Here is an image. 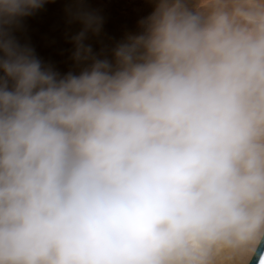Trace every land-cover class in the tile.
Returning <instances> with one entry per match:
<instances>
[{"label":"clouds","instance_id":"9594fccd","mask_svg":"<svg viewBox=\"0 0 264 264\" xmlns=\"http://www.w3.org/2000/svg\"><path fill=\"white\" fill-rule=\"evenodd\" d=\"M48 2L0 0V264H264V0H154L112 59L78 8L62 77L15 35Z\"/></svg>","mask_w":264,"mask_h":264},{"label":"rangeland","instance_id":"374dc122","mask_svg":"<svg viewBox=\"0 0 264 264\" xmlns=\"http://www.w3.org/2000/svg\"><path fill=\"white\" fill-rule=\"evenodd\" d=\"M154 0H49L45 6L21 22L15 32L21 43L31 46L38 59L58 75L79 74L87 65L73 59L71 36L81 30L78 23L70 22L72 13L82 8L99 17L100 32L89 35V43L100 58L112 59L110 52L129 35L139 34L141 22L154 11ZM257 246L224 253L217 264H248Z\"/></svg>","mask_w":264,"mask_h":264},{"label":"water","instance_id":"95a60500","mask_svg":"<svg viewBox=\"0 0 264 264\" xmlns=\"http://www.w3.org/2000/svg\"><path fill=\"white\" fill-rule=\"evenodd\" d=\"M258 259H259V250L256 247V249H255V251H254V253H253L248 264H257Z\"/></svg>","mask_w":264,"mask_h":264},{"label":"snow or ice","instance_id":"6c2138e0","mask_svg":"<svg viewBox=\"0 0 264 264\" xmlns=\"http://www.w3.org/2000/svg\"><path fill=\"white\" fill-rule=\"evenodd\" d=\"M261 251H264V249H262Z\"/></svg>","mask_w":264,"mask_h":264}]
</instances>
